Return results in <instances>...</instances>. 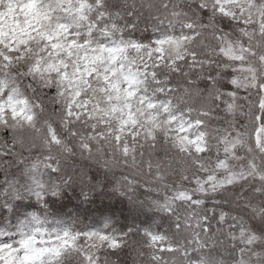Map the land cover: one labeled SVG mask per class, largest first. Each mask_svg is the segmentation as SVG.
Masks as SVG:
<instances>
[{
  "label": "snow or ice",
  "instance_id": "snow-or-ice-1",
  "mask_svg": "<svg viewBox=\"0 0 264 264\" xmlns=\"http://www.w3.org/2000/svg\"><path fill=\"white\" fill-rule=\"evenodd\" d=\"M0 264H264V0H0Z\"/></svg>",
  "mask_w": 264,
  "mask_h": 264
}]
</instances>
